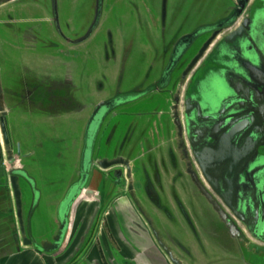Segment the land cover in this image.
I'll use <instances>...</instances> for the list:
<instances>
[{
	"label": "water",
	"instance_id": "95a60500",
	"mask_svg": "<svg viewBox=\"0 0 264 264\" xmlns=\"http://www.w3.org/2000/svg\"><path fill=\"white\" fill-rule=\"evenodd\" d=\"M231 1L225 14L217 16L216 22L191 32H182L175 39L171 58L160 79L142 95L99 96L90 105L78 179L56 205L58 230L52 233L51 239L43 238L42 243H37L33 237L31 223L40 204L41 192L30 175L31 169L22 159L32 156L33 151L27 148L26 153L22 150L16 152L8 129L11 108L0 82V132L6 157L0 164V186L5 178L4 185L14 201L17 241L20 237L24 246H34L42 253L54 254L56 259L64 258L60 264H78L93 242L96 230L90 229V235L72 249L74 217L71 222V211L75 206V213L80 202L88 200L91 194L88 182L92 166L96 163L102 170L117 165L126 167L129 191L161 250L158 255H153L143 249L141 254L152 258L155 264H198L202 258L208 261L207 264L220 262L223 258L237 263L241 252L245 251L264 256V0ZM101 5L102 0H98L96 21L84 40L92 35L99 23ZM205 33H208L207 38L195 46ZM150 93L164 96L169 107L165 125L174 127L178 144L167 148L165 142L157 146L150 134L152 130L145 132L144 129L139 143L151 154H156L153 166L158 164L164 174L163 191L171 207L181 208L180 213L186 223L199 237L195 253L182 242L173 240L177 222L171 210L160 202L154 183L146 188L149 196L145 199L152 201L156 217L165 219L162 211L167 213L170 221L166 220L168 228L162 229L163 232L148 213L144 199L138 196V187H144L141 174L146 173V168L143 162L138 170L141 173L137 179L139 184L135 186L132 158L120 156L119 159H111L95 154L106 119L120 107ZM66 100L69 101V97L66 96ZM68 109L66 115L69 116L71 111ZM178 150L181 155L185 154V157L182 155L184 163L179 160ZM140 159H143L141 154L138 156ZM163 160L165 163L161 165ZM95 172L102 175L96 169ZM26 186L33 197L29 213L25 211ZM171 186L175 188L174 192L167 191ZM184 193H189L193 206L188 205ZM199 203L207 208V214ZM200 210L210 221L207 229L198 220ZM203 229L209 231L210 241L201 240L200 230ZM133 232L143 238L136 230Z\"/></svg>",
	"mask_w": 264,
	"mask_h": 264
},
{
	"label": "rangeland",
	"instance_id": "374dc122",
	"mask_svg": "<svg viewBox=\"0 0 264 264\" xmlns=\"http://www.w3.org/2000/svg\"><path fill=\"white\" fill-rule=\"evenodd\" d=\"M8 1L0 0V82L11 108L8 129L16 152L33 151L32 156L22 159L41 192L31 223L33 237L42 243L58 230L56 205L78 179L90 105L99 96L142 95L160 79L175 39L182 32L216 22L232 1L102 0L99 23L86 40L96 21L98 0ZM207 36L205 33L195 46ZM140 98L106 119L95 154L132 158L137 167L143 162L149 166L146 171L152 173L156 154L143 148L139 138L143 129L156 130L165 124L169 107L160 93ZM0 151L5 159L1 133ZM140 154L144 156L138 160ZM174 189L171 186L167 191ZM24 194L25 211L29 213L33 197L27 186ZM184 194L188 205L193 206L189 193ZM159 197L177 222L173 240L195 253L200 239L186 223L181 208H172L164 191H159ZM144 204L161 231L168 228L169 218L156 217L152 201L146 199ZM200 207L208 213L202 203ZM198 220L206 229L210 227L201 210ZM208 233L200 230L201 240L210 241ZM108 243V250L113 249L120 257L137 249L129 242ZM241 254L237 263L223 258L213 264H264V256L247 251ZM201 261L198 264L208 262L204 258Z\"/></svg>",
	"mask_w": 264,
	"mask_h": 264
},
{
	"label": "flooded vegetation",
	"instance_id": "af4514ba",
	"mask_svg": "<svg viewBox=\"0 0 264 264\" xmlns=\"http://www.w3.org/2000/svg\"><path fill=\"white\" fill-rule=\"evenodd\" d=\"M174 130V127L167 128V126L164 124L160 128L150 131V134L152 133L153 138L158 144L157 146H162L166 142L167 148L170 145L177 147L178 142L176 141V132ZM142 147L144 148L143 145ZM166 151H168V149ZM182 155L185 157L184 152ZM182 155L179 151V160L181 163H184ZM119 157V155H116V158L111 157V159H119ZM3 161L4 159L0 151V164ZM164 163L165 160L161 161V165H164ZM142 164L144 165V163ZM131 165L132 168H135L133 169V174L135 176L134 184L135 186H137L139 184L137 179L141 174H139L138 172L140 166L137 167L136 163H134V160H132ZM154 165L155 166L153 167L154 170L152 171V173L146 171V173L144 172L143 174H141L142 181L144 182V187L142 189H140V186L138 187V193L140 192L138 196L140 198H143L144 200H146V196H149L147 194L146 188H149L150 183H154L156 190L158 188V191H163L162 178L164 177V174L162 173V170L158 166V164ZM144 166L146 170L149 168L147 164ZM95 169L100 171L102 175L100 176L96 174ZM2 181L3 184L0 186V209L3 210V212L0 210V221L2 220V223L4 224V226L1 228L4 231L3 236H5V241H0V249H5L8 246H16L17 248H19V241H17L18 231L16 228L14 215H8V210H12L13 208L12 202L10 200V196L12 195L10 194L8 187L4 185L5 178H3ZM88 185H91V194L88 195L89 197L87 200L88 223H92L90 228L91 231L95 229L96 232L94 234V239L92 240L93 242L88 246L86 254L90 255L94 249V246H97L101 241H145L144 237L140 238L133 232L134 230H136V225L138 224L137 217H141L145 221L147 226L148 223L146 219H144L142 213L139 212V207H137L135 203L136 201L133 198L134 196H132L129 191L130 180L128 179V172L125 166L117 165L115 167H112L111 169L102 170L98 166V164L95 163L92 166ZM83 202L84 200L80 202L77 209L75 210V213V206H73L72 208L71 222L72 218L74 217V225L76 218L79 217V210L83 205ZM126 203L129 206H127ZM162 214L166 219H168V215L167 213H165V211H162ZM77 221L78 219L76 220V223ZM125 232H127L129 236L130 234L135 235L136 239L132 240L128 235H125ZM118 234H123V238H118ZM136 254L137 253L135 251L132 252L131 250L130 253L125 255L126 257L122 256L124 258L123 264H137L136 261H134L135 258H137ZM114 257L117 259V264H120L118 263L120 254L117 256L115 255ZM128 257H130L131 260Z\"/></svg>",
	"mask_w": 264,
	"mask_h": 264
},
{
	"label": "crops",
	"instance_id": "0c3cea01",
	"mask_svg": "<svg viewBox=\"0 0 264 264\" xmlns=\"http://www.w3.org/2000/svg\"><path fill=\"white\" fill-rule=\"evenodd\" d=\"M10 200L12 202V210L9 209L8 215H14V201L12 199V196H10ZM87 205L88 201L87 199L84 200L83 205L81 206L79 210V217L77 223L75 220L74 225V247H78L82 241H84L90 231L91 224L88 223V214H87ZM1 210V209H0ZM3 212V210H1ZM16 223V220H15ZM137 225H136V231L139 235L145 238V241H120L122 244L126 245V242H129L133 247H136V255L137 258H135L134 261H136L137 264H155L152 258L144 257L141 254V250H148V254L158 255V253L161 251L159 245L156 242V239H154V236L152 234L151 229L145 221L141 217H137ZM4 224L2 223V220L0 221V241H5L3 234L4 231L1 227H3ZM17 231L18 227L16 225ZM18 233V232H17ZM108 235V233H107ZM118 238H123V234L119 235ZM122 236V237H121ZM129 236V235H128ZM132 240L136 239V236L133 234H130L129 236ZM153 240V241H152ZM109 247L111 248V244L108 243V241H101L97 246H94L93 251L91 254H83L82 258L79 261V264H117V259L114 257L117 254L114 252V250H108ZM126 248H124V251L126 252ZM71 249V250H72ZM106 252V256H103V252ZM133 252V251H132ZM126 257L125 255H123ZM122 257V256H121ZM119 257V260L121 263L123 262V257ZM130 259V257H128ZM127 259V258H125ZM131 260V259H130ZM64 261V258L56 259L54 254H46L40 252L36 247L34 246H24L22 243V239L19 237V248L16 246H8L5 249H0V264H57L62 263ZM154 262V263H153Z\"/></svg>",
	"mask_w": 264,
	"mask_h": 264
},
{
	"label": "bare ground",
	"instance_id": "6f19581e",
	"mask_svg": "<svg viewBox=\"0 0 264 264\" xmlns=\"http://www.w3.org/2000/svg\"><path fill=\"white\" fill-rule=\"evenodd\" d=\"M1 133V132H0ZM1 138H2V136H1ZM2 142H3V140H2ZM3 147H4V145H3Z\"/></svg>",
	"mask_w": 264,
	"mask_h": 264
}]
</instances>
